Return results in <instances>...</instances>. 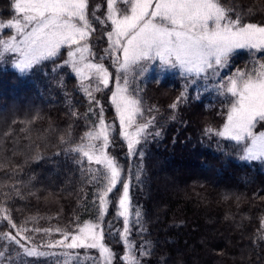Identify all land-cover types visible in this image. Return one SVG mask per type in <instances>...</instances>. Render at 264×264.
Listing matches in <instances>:
<instances>
[{
	"label": "trees",
	"instance_id": "trees-1",
	"mask_svg": "<svg viewBox=\"0 0 264 264\" xmlns=\"http://www.w3.org/2000/svg\"><path fill=\"white\" fill-rule=\"evenodd\" d=\"M221 2L241 14L245 23L264 24V0ZM99 3L101 7L97 9L95 5ZM105 3L106 0H89V18L93 19L92 13H96L103 20ZM12 4L13 0H0V20L7 22L16 15ZM249 10L251 14H248ZM93 26H97L95 32L100 29L99 36H103L110 29V22L101 24L97 20ZM12 33V30H5L0 32V37ZM96 42L101 44L97 48L105 45L100 38ZM61 52L55 63L44 61L28 73H20L12 67L10 60L5 64L0 60V135L12 130V135L4 138L5 148L11 149L13 137H18L16 149L27 153L30 141L25 139L27 133L19 130L25 127L22 122L39 116L28 127L31 139L39 144L44 157L24 165V171L16 177L23 181L19 185L23 198L13 194L12 199H6L2 193L9 189H0V217L10 214L17 225L13 229L7 220L0 219V234L17 235L20 228L73 230L76 224L82 226L84 222L95 221L99 214L96 196L99 186L87 184L81 171L87 166L86 162L83 166L78 165L76 154L65 152L66 148L80 143L84 133L97 123L98 108L92 105L94 111L84 115L90 102L81 91L80 78L70 66L53 71L67 59V47ZM249 61L247 50H237L228 67L210 81L182 76L178 69L161 70L158 61L147 65L143 74L135 76L133 85L138 89L135 95L144 110L143 117H138L137 122L143 123L155 116V124L149 131H159L160 136L149 135L146 141L137 145L135 155L129 154L122 141L112 154L124 170L123 179L129 183L130 211L133 213L129 239L136 245L137 253L144 246L151 253L138 255L141 264H264V239H261L264 236V230H261L264 161L239 159L243 155L242 146L215 135L222 130L228 110L227 98L218 95L215 85L221 77L230 76L236 69H245ZM106 65L115 80L116 66L110 62ZM181 93L185 96L177 102ZM99 96V92L95 93L96 100ZM105 100L108 102L107 97ZM174 102L177 107L172 109L170 105ZM107 108L112 117L111 107L107 105ZM73 109L80 113L79 117L71 115ZM209 127L213 129L211 134L206 132ZM263 128L257 125L256 130ZM61 136H65L68 143H61ZM140 151H143V157L139 155ZM174 158L184 159L187 165L193 166L176 170L175 177L156 178L164 171H175L167 166ZM24 159L23 154L14 158L19 164H23ZM196 174L211 175L215 180L210 182L203 176L194 177ZM45 178L50 180L45 181ZM4 180V174L0 172V183ZM113 193L104 217V242L113 252L112 264H127L122 259L126 246L116 234L123 231V220L118 217ZM137 210L141 212L139 223L134 214ZM110 230L112 235H108ZM24 236H30L31 240ZM17 238L33 247L60 239V234L26 231ZM0 252L5 254L0 257V264H58L67 259L28 257L18 246L3 239H0ZM90 252L98 255V250Z\"/></svg>",
	"mask_w": 264,
	"mask_h": 264
},
{
	"label": "snow or ice",
	"instance_id": "snow-or-ice-1",
	"mask_svg": "<svg viewBox=\"0 0 264 264\" xmlns=\"http://www.w3.org/2000/svg\"><path fill=\"white\" fill-rule=\"evenodd\" d=\"M12 10L16 14L13 18L7 22L0 20V32L14 31L13 35L0 37V60L6 59V53H17L12 66L20 73H28L44 61L55 63V58L62 55L61 49L67 47V59L56 65L53 71L65 65L71 67L80 78L81 91L90 102L84 115L92 113V105H99L95 93L109 86L112 74L103 63L90 59L94 53L89 41L96 29L89 19V0H13ZM92 16L101 24L110 22L111 30L106 32L108 47L104 51L112 57L118 73L111 103L115 105L120 135L127 141L129 154L135 155L137 145L146 141L149 135L160 136L159 131H149L150 126L155 124V116L137 123L144 110L135 95L138 89L133 81L136 75L147 70V65L158 61L161 70L178 69L182 76L210 81L228 67L237 50H247L249 65L245 69H236L230 76L221 77L215 85L218 95L227 98L228 105L226 123L215 135L241 145L243 155L239 159L264 161V131L256 130L257 125L264 127V24L245 23L241 14L236 13L234 8L225 7L221 0H107L105 18L101 20L95 13ZM103 59V56L100 57V60ZM184 96L185 93H181L177 102ZM177 102L170 108L175 109ZM71 115L79 117L80 113L73 109ZM39 118L34 116L22 122L25 127L19 130L27 133L25 139L30 141L27 153L16 149L18 137H13L11 149L5 148L4 138L12 135L11 129L0 135V172L5 177L0 189H9L2 193L6 199H12L13 194L23 198L19 187L23 181L16 177L24 171V165L44 158L39 144L31 139L28 127ZM113 130L114 126L106 123L101 107L97 123L84 133L80 143L65 149L66 153L76 154L78 165L83 166L86 162L87 166L81 168L85 182L99 186L96 193L99 214L95 221L84 222L82 226L76 224L73 230L59 227L20 228L17 235L3 233L0 239L11 241L28 257L67 258L58 261V264H112L113 252L104 243V217L110 203L109 195L117 189V185H121L122 193L117 206L118 217L123 218V231L116 234L126 246L122 259L127 264H141L138 255L151 253L146 246L137 253L136 245L129 239L130 217L133 215L130 211L129 183L123 179L124 170L117 159L106 151L112 143L110 137ZM206 132L211 134L213 129L209 127ZM60 142L68 143V140L61 136ZM22 154L25 155L23 164L16 163L14 158ZM139 155L143 157V151ZM13 180L14 183H9ZM134 214L139 223L141 212L137 210ZM0 219L7 220L13 229L17 228L10 214ZM261 230H264V218H261ZM26 231H42L46 235L55 231L60 234V239L28 247L17 238ZM112 234L110 230L108 235ZM23 238L31 240L30 236ZM56 249L60 251H54ZM90 250H98V255H92ZM4 255L0 252V257Z\"/></svg>",
	"mask_w": 264,
	"mask_h": 264
},
{
	"label": "rangeland",
	"instance_id": "rangeland-1",
	"mask_svg": "<svg viewBox=\"0 0 264 264\" xmlns=\"http://www.w3.org/2000/svg\"><path fill=\"white\" fill-rule=\"evenodd\" d=\"M105 5H106V7H105V14L107 13V0H106V3H105ZM99 6L101 7V4L99 3V4H96L95 5V7L98 9L99 8ZM96 14V13H95ZM96 17H99L101 20H102V17L101 16H97V15H95ZM90 19V18H89ZM91 21H92V23H94V22H97V20L96 19H90ZM100 26V29L104 32V29H102L101 28V25H99L98 24V27ZM95 28H97V26H94ZM100 29L98 30V32L96 33V32H94L93 33V35H92V37L90 38V44H91V46H92V52L94 53V56H92V57H90V59H92L93 60V62H99V63H103L104 65H105V67H107L108 65H106V63L107 62H110V64H112L113 65V63H112V57L111 56H109V55H107L106 53H105V49L108 47V40H107V37H106V34H103V36L101 35V36H99V31H100ZM111 30V27H110V29H107L106 30V32H108V31H110ZM12 34L11 35H13L14 34V31L12 30ZM95 38H100V41L101 42H103L105 45H102V47H99V48H97L96 46H99V45H101V44H97V42H96V44H95V41H97V39L96 40H94ZM96 47V48H95ZM63 49V48H62ZM61 49V50H62ZM67 50H68V48H67ZM99 50H102V51H100L99 53H98V51ZM12 55H14V57L13 58H11L10 59V56H12ZM87 55V54H86ZM18 56V54L17 53H6L5 54V57H6V59H4V60H1L3 63L4 62H6V61H9L10 60V64L11 65H13V62H14V58L15 57H17ZM104 57V59L103 60H100V57ZM5 64V63H4ZM13 67V66H12ZM108 68V67H107ZM16 69V68H15ZM116 69H117V66H116ZM109 70V69H108ZM110 72V71H109ZM118 74V73H117ZM115 88H116V83H115V80H113V79H111L110 80V83H109V86L107 87V88H104L101 92H99L100 93V96L97 98V100L99 101V105L97 106V108H98V114H99V111H100V108L102 107L103 108V115H104V119H105V121H106V123H108V124H111V125H113L114 126V130L112 131V135H111V137H110V139H111V141H112V143L110 144V146L108 147V149H106V151L110 154V155H112L113 156V154H112V150H114V149H116L117 147H119V146H121L122 145V143H121V141L123 142V143H125V145H126V147H127V141L125 140V139H123V137L120 135V126H119V117H118V115H117V113H116V110H115V105H113L112 103H111V96H112V92L113 91H115ZM108 89V91L106 92V90ZM106 97H107V99H108V102H106ZM107 105L108 106H110L111 107V111H112V113H113V116L112 117H110L109 116V111H108V108H107ZM138 123V122H137ZM226 123V122H225ZM223 129V128H222ZM259 131H264V128L263 129H261V130H259ZM159 172V171H158ZM177 172L176 171H169V172H167V171H164V172H162V173H159L158 175H156V178L158 177V178H163V177H168V175H173L174 177H175V175L177 176ZM201 174V173H200ZM200 174H196L194 177H202V178H204V177H206V179L208 180V181H210V182H212L213 181V179L215 180V178L214 177H212L211 175H200ZM198 175H200V176H198ZM50 179L49 178H45V181H49ZM121 189L120 191L121 192H116V193H113L114 194V198L116 199V205H117V202H118V198H119V196L121 195V193H122V186L121 185H117V189L116 190H118V189ZM115 190V191H116ZM114 191V192H115ZM112 194V193H111ZM110 194V195H111ZM110 195H109V197H108V199H109V201H110ZM110 204V203H109ZM109 207V206H108ZM108 211V210H107ZM117 212H118V206H117ZM122 220H123V218H122ZM105 243V242H104ZM106 244V243H105ZM107 245V244H106ZM108 246V245H107ZM54 251H60L59 249H56V250H54Z\"/></svg>",
	"mask_w": 264,
	"mask_h": 264
},
{
	"label": "bare ground",
	"instance_id": "bare-ground-1",
	"mask_svg": "<svg viewBox=\"0 0 264 264\" xmlns=\"http://www.w3.org/2000/svg\"><path fill=\"white\" fill-rule=\"evenodd\" d=\"M168 169H174L176 170H180L182 167L185 166H193V165H187V162L183 159H178V158H174L173 160H171V162L167 163Z\"/></svg>",
	"mask_w": 264,
	"mask_h": 264
}]
</instances>
